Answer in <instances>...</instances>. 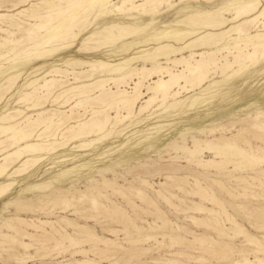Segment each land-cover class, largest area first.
<instances>
[{"label": "rangeland", "instance_id": "1", "mask_svg": "<svg viewBox=\"0 0 264 264\" xmlns=\"http://www.w3.org/2000/svg\"><path fill=\"white\" fill-rule=\"evenodd\" d=\"M44 1L69 4L0 1V14L8 15L0 20V37L28 54L0 59L6 62L0 66V112H11L15 122L53 113L57 142L66 125L105 116L110 133L87 147L66 141L4 179L12 185L0 196V234L9 236H0V264H264V56L247 58L229 76L216 67L225 56L233 59L222 50L214 57L218 63L208 65V78L198 84L190 77L196 61L206 58L200 53L221 47L218 38L233 45L238 37L236 26L245 25V19L233 20L238 0H162L146 18L130 9L137 0H111L104 14L92 13L74 28L77 36L63 47L31 55L38 50L27 33L44 34L34 26L55 23L60 14L46 12ZM257 1L258 7L264 2ZM263 18L249 25L250 34L263 31ZM178 59L188 65L172 62ZM113 66L120 73L110 74ZM159 67L185 69L163 103L160 96L150 101L146 89L161 76L152 72ZM120 76V82L107 81ZM101 79L105 88L90 91ZM83 84L89 87L57 97ZM24 92L30 103L18 101ZM31 102L38 105L28 107ZM209 141L245 154L206 147Z\"/></svg>", "mask_w": 264, "mask_h": 264}, {"label": "bare ground", "instance_id": "2", "mask_svg": "<svg viewBox=\"0 0 264 264\" xmlns=\"http://www.w3.org/2000/svg\"><path fill=\"white\" fill-rule=\"evenodd\" d=\"M0 1H5V0H0ZM25 1L26 0H18V2H25ZM68 1H69V4L67 3L66 6H61V4L54 5L51 2L44 1L47 4V7H46L47 11L46 12H52V11L58 10V12L60 14L58 13L59 18L56 20L55 23L54 22L51 24L40 23V24H37V26H34V27H37V29L44 28L45 29L44 34L37 35L38 30L36 28L35 29L37 30V32H34L36 34L31 33L32 30L29 33H27L28 35L26 34L28 36L27 43L32 44L31 46L33 47V49L38 50V52L36 51L37 53H34L35 52L34 51L33 54H31V55H38V54L40 55L41 53H39V51L42 49H43L42 53H49L51 51L54 52L53 50H56L57 48L61 47L66 42L67 38H71V39L75 38L77 36V33H75L73 31V29L74 28H81L86 23L88 17L92 13L97 12L96 17L98 15H102L101 14V13H103L102 11L109 5V2L111 0H68ZM127 1H129V0H124L123 3L127 2ZM161 2H162V0H160L158 2L156 0H137L136 2L132 3L130 9L139 8L142 11L143 15H145V18H146V16H150V12L153 11L157 5H160ZM59 3H60V1H59ZM238 3L239 4L237 5V8L235 10V16H234L233 20L239 21L241 19H245V22H244L245 25L239 24V26H236L235 33L238 34V37L235 38V40L232 42L233 45L223 44V42L220 44V42L222 40H225V38L221 37V38H218L217 43H216V46L220 45L221 47L217 48L214 51L207 52L206 55H203L200 53L201 57H206V58L201 59L200 61H196V65L191 69V71L189 70L191 73V76H190L191 78H193L195 76L198 77V84L202 83L206 78H208V75H207L208 65L211 63L215 65L216 63H218V61H216L214 57L216 54L220 53L222 50H225L227 52V54H229V55L232 54L231 56L233 57V59L232 60L227 59L225 56L224 61L220 64V66L216 65V67L220 71L221 74L222 73L227 74L230 72L229 76H232V75L236 74L238 71L242 70L246 66L245 60L247 58L251 60V58L256 57L257 53H261V55L264 56V18L261 22L262 27H263L262 32L255 33V34H250L248 32L249 25L252 24L255 20H257L258 17L264 16V2H262V4L259 7L257 5L259 3V1H257V0H238ZM0 7H1V4H0ZM115 8H117V7H115ZM104 13H105V11H104ZM203 14H205V13H203ZM252 14H256V15H254L253 17L248 19L247 17L251 16ZM47 15H49V14H47ZM208 15H212V14L209 13ZM7 16H8L7 14H0V20L5 19V17H7ZM51 16H52V13H51ZM135 31H138V30H135ZM7 32L9 33V31H7ZM132 32H127V33L125 32V33L126 34H130V33L132 34ZM30 34H33V35H30ZM124 35L125 34H119L116 37L118 38V37H122ZM241 35L243 37H240ZM91 37H92V35H91ZM232 39H234V38H232ZM23 40H24V38H23ZM10 42L12 43L13 41L9 40L7 37H3V38L0 37V59L3 58L4 61H7V59L9 58V55H13L10 58V60L8 59V62H12V61L14 62L16 60L19 61V59H23V57L28 55L26 53V51H23L24 48L21 49L22 48L21 46H19L17 48L15 46H13L12 44H10ZM17 43H19V42H17ZM17 43H16V45H17ZM7 44H9L10 46H7L6 50L3 51L2 49ZM28 44H26V45H28ZM26 45H24V46L22 45V46L25 47ZM249 46L253 47V51L251 53L249 51L244 52L243 49L245 50ZM249 50H250V48H249ZM23 52H25V53H23ZM193 55H195V54H193ZM191 56H192V54L190 55V57ZM29 57H30V55H29ZM185 59H188V58H185ZM185 59L173 60L172 62L173 63H176V62H178V63L184 62L185 63L186 62V64L188 65V62ZM4 63H6V62H4ZM4 63L0 64V66L4 65ZM15 65L16 64H12L9 67H13ZM108 65H110V64H108ZM234 65L237 66L236 69H233ZM169 69L170 68H167V67H159L158 69L154 68L152 70L153 73H159V74H161V76H159L158 79H156L155 81H152L151 83H149L147 85V87L145 86L147 89V92L148 91L151 92V96L149 98L150 101L155 99L156 97L160 96V101L163 103L166 96L171 94L175 85L179 86L180 79L184 78L183 73H184L185 69L180 70L178 73H174V72L170 71ZM120 70H122V68H120V67L116 68V66H113L110 69V71L112 72L110 74L120 73ZM164 77H167V79H164ZM123 78H124V76L110 77L107 79V81L110 80L112 82L117 83V82H120L121 80H123ZM104 79H106V78H104ZM53 80L50 79L49 81H45V82L43 81L44 85L48 82H52ZM105 81L106 80H103V79L98 80L96 82L93 81V83L90 84L91 85L90 91L93 89H100V90L104 89L105 86L103 85V83ZM32 83H33V81L28 83V85L30 86ZM87 85L89 87V84L75 85V86L69 87L65 90H62L59 94H57V97H59L60 95H64V94L68 93L72 89L84 88ZM47 87H49V86H47ZM115 93H116V91H115ZM176 93H178V91H174L172 93V95H175ZM30 96L31 95L29 93L24 92L23 94H21V96L18 97V101L30 103L29 102L30 98H31ZM128 101L131 102V100H129V99H128ZM31 103H32V105L28 106V107H35V105H38V104H35L33 102H31ZM23 112H24L23 110H16L15 113H17L16 115H21ZM10 113L11 112H9L7 110H3L0 112V180H1L0 181V196L8 189V187L10 185H12V182L3 183L5 178H7V179L11 178V177H13V175H15V173L22 174V172L25 171L29 166L35 165V163L40 162L42 159H44L45 156H47V154L53 153L57 147L64 145L66 143V141L78 140L79 144L73 146L74 148H76V147H78V148L87 147L90 144H92L93 142L95 143V141L107 136L108 133H110V132H107V124H108L110 117L105 116L103 121L98 120V119L97 120H90L89 119L90 122H89V120L83 121L80 123L81 125L77 126V128L75 127V125H69V126L66 125L65 127H63V131H61V133H60L61 134L60 140H62V141L57 142L55 139L57 136L56 130L60 127V124H59V120L57 122H53V115H54L53 113L50 114L49 116L42 117V116H40V112H39L38 118L34 119L33 121H29V116H26L24 119H22L18 122H15L16 120H18V118H14V116L11 115ZM41 113H43V112H41ZM71 116H73V115H71ZM67 119L69 120L68 117H67ZM23 122H26V124L22 125ZM57 124H59V125H57ZM29 126L33 127V128L32 129L30 128V130L25 129V127H29ZM51 126H54L55 129L53 131L46 132ZM34 129L36 131H32ZM40 129H42V130L40 131ZM92 136H96V137L89 139V141H86V139L88 137H92ZM215 146L216 145H213L211 141L207 142V144H206V147H215ZM216 148H221V146L217 145ZM221 149L231 150L232 153L238 154V155L242 154V153L245 154V151L243 149H241L235 145L228 144V143L224 144V147ZM194 151L195 150H191L190 152H194ZM197 152H198V150H197ZM250 155H252V154H250ZM242 158H243V156H242ZM253 159L255 161L261 160L254 155H253ZM213 164H215V163H213ZM12 168H13V170L10 172V170ZM20 220H22V219H20ZM18 222H19V220H18ZM23 222H25V221L23 220ZM13 226L8 225V227L13 229L14 232L20 233V229L17 227H13ZM0 236H1V238H2V236L4 238L9 237L7 234H3V233L0 234ZM23 242L24 241L20 242L21 246H22ZM106 242H104V243H106ZM7 243L9 244V242H6V244ZM0 244H1V242H0ZM4 244H5V242H4ZM14 244H15V242H14ZM24 244H25V242H24ZM24 249H26V248H24Z\"/></svg>", "mask_w": 264, "mask_h": 264}]
</instances>
